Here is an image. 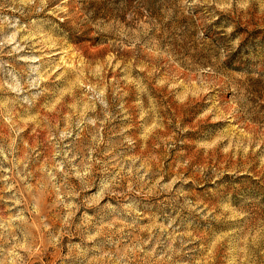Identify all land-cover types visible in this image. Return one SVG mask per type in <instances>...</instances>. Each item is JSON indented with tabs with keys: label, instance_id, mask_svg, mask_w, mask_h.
<instances>
[{
	"label": "rangeland",
	"instance_id": "rangeland-1",
	"mask_svg": "<svg viewBox=\"0 0 264 264\" xmlns=\"http://www.w3.org/2000/svg\"><path fill=\"white\" fill-rule=\"evenodd\" d=\"M0 42V264H264V0H0Z\"/></svg>",
	"mask_w": 264,
	"mask_h": 264
},
{
	"label": "clouds",
	"instance_id": "clouds-1",
	"mask_svg": "<svg viewBox=\"0 0 264 264\" xmlns=\"http://www.w3.org/2000/svg\"><path fill=\"white\" fill-rule=\"evenodd\" d=\"M23 2V0H22ZM28 3H32V0H27ZM187 2V0H186ZM200 0H191V4L195 5L199 3ZM40 3L43 4L44 0H40ZM26 39H31V36L26 37ZM2 44V42H0ZM26 60L33 61L34 63H30L27 67V74L28 79L25 81V84L22 86L18 81L15 84V87L12 88V91L19 93L20 91H29L31 89H35V93H30L32 97V101H35L40 95H42L43 92L47 91V89L44 87V84L58 71V66L54 65L53 62H45L42 57L38 56H29L25 58ZM59 77H57L58 79ZM15 80V77H13ZM24 99L28 101V96H25ZM89 124H94L95 121L89 120L87 121ZM79 126V125H77ZM70 131L66 133H62L63 135H70ZM95 139V137H93ZM129 143L131 141L129 140ZM0 152H2V149H0ZM55 155H60V152L57 151ZM74 158V157H73ZM91 164L88 163V158H85V160L81 161V169L75 172V176L78 180H80L82 183L86 184L87 179L90 176L91 172ZM68 173H65L67 175ZM119 177H112L109 180H101L100 181V190L97 195V199L103 198L107 193L111 192L110 185H114L118 181ZM141 181H143V176L139 177ZM157 184H159V181H157ZM172 187L171 184H165L162 186L163 191H168ZM115 194V193H113ZM110 207V205H109ZM91 239V237H89ZM76 247H79L78 245Z\"/></svg>",
	"mask_w": 264,
	"mask_h": 264
}]
</instances>
